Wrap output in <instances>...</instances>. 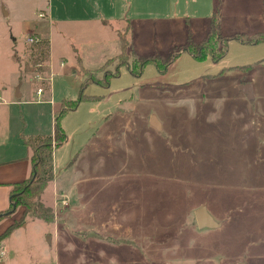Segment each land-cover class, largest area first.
Returning a JSON list of instances; mask_svg holds the SVG:
<instances>
[{
    "label": "rangeland",
    "instance_id": "374dc122",
    "mask_svg": "<svg viewBox=\"0 0 264 264\" xmlns=\"http://www.w3.org/2000/svg\"><path fill=\"white\" fill-rule=\"evenodd\" d=\"M214 13L232 38L220 62L184 53L164 75L148 65L134 78L122 67L109 87H87L99 100L63 118L67 140L41 196L52 221L27 214L0 243V264H264V43L235 40L264 34V0H0V157L51 136L52 110L86 79L81 62L100 68L123 35L127 61L199 42ZM36 23L48 39L45 83L33 78L27 43ZM19 85L22 99L2 103ZM201 207L220 228H198Z\"/></svg>",
    "mask_w": 264,
    "mask_h": 264
},
{
    "label": "trees",
    "instance_id": "16d2710c",
    "mask_svg": "<svg viewBox=\"0 0 264 264\" xmlns=\"http://www.w3.org/2000/svg\"><path fill=\"white\" fill-rule=\"evenodd\" d=\"M119 39L121 42L120 54L107 60L100 68L89 70L82 67L81 63L78 65L80 71L86 75V79L81 84L76 99H63L61 101L60 108L54 115L53 135L37 140H24L25 145L32 151V173L24 182L12 185L10 208L6 211L7 214L6 212L0 214V220L14 214L15 205L17 207H24L25 211L20 220L12 222L0 233V243L24 224L23 219L27 214L46 222L52 221V211L41 204V196L48 184L54 181V150L62 146L67 140L66 133L61 124L63 118L69 112L75 111L81 102L99 100L98 97L87 96L85 94L88 86L95 84L109 87L111 80L120 76V69L122 67H125L134 78L141 77L148 65L155 66L158 74L164 75L167 73L170 65L184 53L190 55L198 62L210 57L214 63H218L226 56L228 43L232 38L222 36L220 16L218 13H214L210 19L208 32L203 40L195 42L192 38H189L185 44L172 47L171 50L164 54L155 50L149 55L141 56L132 51V58L130 61H127L126 54L129 43L125 35L120 36ZM235 40L242 44L257 45L264 43V34H258L255 38L235 37ZM31 46L34 47L32 49H36L35 53H32L35 60L46 62L49 56L47 41L41 40V42L32 44ZM77 158L78 154L73 157L68 167H71Z\"/></svg>",
    "mask_w": 264,
    "mask_h": 264
},
{
    "label": "crops",
    "instance_id": "0c3cea01",
    "mask_svg": "<svg viewBox=\"0 0 264 264\" xmlns=\"http://www.w3.org/2000/svg\"><path fill=\"white\" fill-rule=\"evenodd\" d=\"M5 14H6V16H9L8 12H5ZM40 14H44L45 18L47 16V14L45 12L44 13L42 12ZM39 17H40V15H39ZM32 28L35 29V31L37 33V37L38 36L41 37L40 36V34L42 32L41 25L36 23L34 26L33 25L27 26V28H26L27 33L32 31ZM42 37H44V36H42ZM41 40L46 41L48 39L42 38ZM49 61H50V57L48 56L46 63H48V67L52 71L51 66H49L50 65ZM77 65H78V61H77ZM81 66L83 67V65H81ZM252 93H253V91H252ZM23 95L24 94H23L22 86L19 85L17 87H14L13 90L8 91L5 95L3 94V97L5 98V100H3L4 102H2V103H6V104H10V105L15 104L16 102H19L22 99ZM35 96L38 97L37 92L35 93ZM36 102L40 103L41 101L38 100ZM50 103L53 104V101ZM53 105L55 106V103ZM56 111L52 110L53 116L55 115ZM53 133H54V126H53V130H52L51 135H53ZM24 145H25V143H24ZM31 158H32V151L27 146H26V151H25L23 156H20L17 158L0 157V214L6 212L10 208V202H11L10 201V194H11L12 185H14L16 183L24 182L25 180H27L30 177V175L32 173ZM54 179H55V177H54ZM17 216H19V218ZM22 216H23V209L20 208L19 210H17L12 215V217H10V219H8V218L6 219L7 221H6L5 226L3 228L5 229L8 225H10L15 220H19ZM4 229H3V231H4ZM2 232H0V233H2ZM176 264H178V263H176Z\"/></svg>",
    "mask_w": 264,
    "mask_h": 264
},
{
    "label": "water",
    "instance_id": "95a60500",
    "mask_svg": "<svg viewBox=\"0 0 264 264\" xmlns=\"http://www.w3.org/2000/svg\"><path fill=\"white\" fill-rule=\"evenodd\" d=\"M240 89L242 91H245L247 98L249 100H252L253 97L251 95L252 91L251 90H247V89H251L249 88L248 85L246 86H241ZM151 125L153 127H155L157 130L160 128V125L158 123V121L156 120V118L153 116L151 119ZM15 206H14V210H15ZM195 219H196V223L199 229H204V228H208V229H217L219 228L221 225L219 223H217L214 218L209 214L208 210L206 207H201L200 209H198L197 211H195ZM48 243H50V237L48 239ZM243 264V263H241Z\"/></svg>",
    "mask_w": 264,
    "mask_h": 264
},
{
    "label": "built area",
    "instance_id": "2783aa9c",
    "mask_svg": "<svg viewBox=\"0 0 264 264\" xmlns=\"http://www.w3.org/2000/svg\"><path fill=\"white\" fill-rule=\"evenodd\" d=\"M40 17L41 18H45V15L44 14H40ZM41 42V39L39 37H37L36 35L34 34H28V38H27V43L29 45H32V44H36V43H39ZM63 66V63H61V67ZM32 67V70H33V78L37 81V82H40V83H45L47 81H51L52 80V77H53V73L52 71L50 72V77H48V75H46V72H44V68H45V65L40 63V62H36L34 65L31 66ZM37 96L39 97L43 92H44V87H38L37 89ZM62 204L64 206H67L68 205V202L66 200L62 201ZM1 260V259H0Z\"/></svg>",
    "mask_w": 264,
    "mask_h": 264
}]
</instances>
